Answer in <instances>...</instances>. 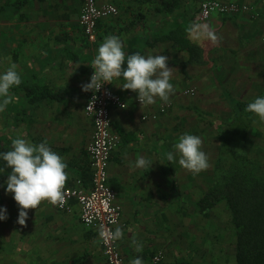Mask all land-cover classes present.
<instances>
[{
    "label": "crops",
    "instance_id": "0c3cea01",
    "mask_svg": "<svg viewBox=\"0 0 264 264\" xmlns=\"http://www.w3.org/2000/svg\"><path fill=\"white\" fill-rule=\"evenodd\" d=\"M205 1L210 0H98L100 5H116L119 15L101 20L90 39L80 24L83 0H28L21 8L0 0V73L15 63L22 81L10 90L15 99L0 113V139L11 147L18 136L34 144L46 140L68 165L64 189L75 187L78 180L91 187L88 147L94 125L85 105L92 92H84L81 85L90 82V64L104 38L118 36L126 56L139 51L168 57L174 92L167 103L157 97L142 107L136 93L119 88L123 78L111 84L127 103L124 110L112 109V129L121 144L109 168V185L122 207L123 237L118 242L127 264L136 257L147 264L160 249L166 252L162 264H194L198 249L180 255L169 246L172 224L179 217L183 222L210 217L212 213L205 216L196 206L215 182L221 141L214 124L235 119L234 101L251 102L264 95V0H216L249 5L253 11L214 14L203 21L200 5ZM193 23L208 25L218 40L191 36L187 29ZM185 41L202 50L201 61L181 48ZM164 104L170 105L167 113L143 120ZM259 121L249 135V153ZM185 133L201 138V150L209 158L210 167L199 174L166 159ZM138 156L153 165L132 167ZM40 206L47 214L45 235L75 243L71 248L67 243L63 262L108 264L98 234L83 225L76 204L71 212L47 201ZM133 239L142 242L141 252ZM92 243L96 247L89 248Z\"/></svg>",
    "mask_w": 264,
    "mask_h": 264
},
{
    "label": "clouds",
    "instance_id": "9594fccd",
    "mask_svg": "<svg viewBox=\"0 0 264 264\" xmlns=\"http://www.w3.org/2000/svg\"><path fill=\"white\" fill-rule=\"evenodd\" d=\"M187 31L196 38H208L213 42L218 40L214 31L205 24L193 23ZM90 67L94 70L90 82L81 85L86 93H97L105 84H112L114 79L121 77L125 83L119 88L136 93L142 107L153 104L157 97L167 103L170 94L174 92L173 84L170 82L173 69L169 67L166 55L144 56L135 53L126 56L121 39L115 35L104 38ZM21 82V75L15 63H11L3 73H0V113L4 112L15 99L10 90L18 87ZM96 99L93 95L87 111L95 109ZM245 111L264 121V96L256 97L249 102ZM11 143V150L0 153V159L6 162L10 170L6 191L19 206L17 223L26 226L28 210H36L45 201L52 205L63 204L68 165L49 147L46 140L34 144L18 136L12 139ZM201 148L202 140L199 136L185 133L178 138L173 151L167 152L165 156L167 161L178 162L183 169L192 174H199L210 167L209 158ZM152 165L145 157L138 156L132 167L145 169ZM6 212V209H0V220L7 219ZM104 235L102 228L101 236ZM108 235L113 240H119L123 237V232L117 227ZM132 244L137 252L143 250L142 242L133 239ZM130 264H144V261L141 257H136L130 260Z\"/></svg>",
    "mask_w": 264,
    "mask_h": 264
},
{
    "label": "built area",
    "instance_id": "2783aa9c",
    "mask_svg": "<svg viewBox=\"0 0 264 264\" xmlns=\"http://www.w3.org/2000/svg\"><path fill=\"white\" fill-rule=\"evenodd\" d=\"M251 11L253 9L249 5L210 0L201 3L200 18L206 21L214 14L230 15ZM118 15L119 8L115 5H100L98 0H83L80 24L85 35L92 39L96 36L98 23L101 20ZM194 93L186 92L185 95ZM93 95L97 98L95 109L87 111L86 108ZM113 108L124 110L127 108V103L112 89L110 83L105 84L99 92H92L89 96L85 105V113L92 119L94 125L93 140L88 147L93 169L91 187H85L83 181L78 180L75 187L63 189L64 201L58 207L63 211L71 212L73 204H76L80 208L83 225L98 234L107 263L127 264L118 240H113L108 235L119 227L122 218V207L117 203L116 192L109 185L111 157L121 144V137L112 129ZM169 109L170 105L164 104L158 113L144 116L143 120H157L159 115L167 113ZM102 228L104 236H101ZM164 258V252L158 251L147 264H162Z\"/></svg>",
    "mask_w": 264,
    "mask_h": 264
},
{
    "label": "trees",
    "instance_id": "16d2710c",
    "mask_svg": "<svg viewBox=\"0 0 264 264\" xmlns=\"http://www.w3.org/2000/svg\"><path fill=\"white\" fill-rule=\"evenodd\" d=\"M27 1L9 0L8 4L21 8ZM181 48L190 52L191 59L201 61L202 50L198 46L185 41ZM135 53L141 54L132 51L129 55ZM248 103L234 101L235 119L232 122L212 123L221 141L215 182L196 208L208 216L225 201L235 231L236 264H264V159L254 158L249 153V135L259 117L245 111ZM11 148L0 139V153ZM0 169V181L7 179L10 170L2 159Z\"/></svg>",
    "mask_w": 264,
    "mask_h": 264
},
{
    "label": "rangeland",
    "instance_id": "374dc122",
    "mask_svg": "<svg viewBox=\"0 0 264 264\" xmlns=\"http://www.w3.org/2000/svg\"><path fill=\"white\" fill-rule=\"evenodd\" d=\"M253 132L250 154L263 160L264 121L260 120ZM4 183L0 182V209L7 210V219L0 220V264H67L62 261L67 243L70 248L75 243L52 240L45 235L49 232L48 228L44 227L47 214L41 206L36 210H28L26 226L19 225V206L12 195L7 193ZM211 213L208 218L187 217L186 222L181 221L179 217V220L172 224L174 227L171 230L169 246L179 250L180 255L192 248L198 249L195 252L194 264H236L235 231L226 202H220ZM61 236L64 237V234L61 233ZM89 245L93 248L95 243L88 244V247ZM159 251L166 254L163 249ZM85 260L88 261L87 257ZM68 264L74 263L68 261Z\"/></svg>",
    "mask_w": 264,
    "mask_h": 264
}]
</instances>
